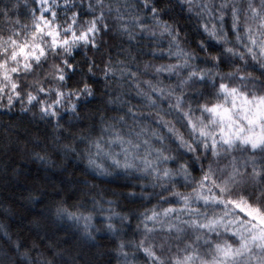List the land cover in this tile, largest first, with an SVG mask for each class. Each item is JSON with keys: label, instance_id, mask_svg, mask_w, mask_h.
Here are the masks:
<instances>
[{"label": "snow or ice", "instance_id": "1", "mask_svg": "<svg viewBox=\"0 0 264 264\" xmlns=\"http://www.w3.org/2000/svg\"><path fill=\"white\" fill-rule=\"evenodd\" d=\"M139 3L150 15H141L127 0H25L26 20L20 18L19 0L5 3L0 7V110L7 113L19 104L27 114L36 108L42 121L55 120L60 129L68 112L73 120L89 119L80 110L96 99L92 84L103 80L104 96L112 97L105 103L124 114L110 116L100 109L91 117L93 131L79 137L85 146L81 158L99 176L124 177L126 187L160 188V204L170 205L133 214L142 238L119 244L124 264L135 259V252L125 251L130 247L146 264H264V0L258 5L257 0ZM174 8L195 19L205 37L197 43L199 52L182 45ZM114 31L129 43L138 37L156 40L158 50L145 55L178 63L148 62L141 69L139 52L134 56L129 49L126 60L115 64L106 53L97 69L88 53H100L109 44L104 37ZM161 38H168L167 53L160 48ZM78 54L84 55L87 73L78 67ZM161 77L175 83L165 85ZM110 80L123 82L134 95H117ZM65 151L75 154L76 149L66 146ZM35 158L47 162L39 153ZM141 180L149 183H132ZM96 203L93 198V211ZM53 212L57 222L82 228L85 245H95L101 232L119 235L131 220L114 213L97 227L91 213L70 211L63 201ZM23 247L16 243L12 251L24 264H51ZM5 260L19 264L9 254L0 264Z\"/></svg>", "mask_w": 264, "mask_h": 264}, {"label": "trees", "instance_id": "2", "mask_svg": "<svg viewBox=\"0 0 264 264\" xmlns=\"http://www.w3.org/2000/svg\"><path fill=\"white\" fill-rule=\"evenodd\" d=\"M16 2L17 0H2L0 7L5 3ZM24 2L25 0H19L22 20H26L27 13V9L23 7ZM127 2L138 7L141 15H150L144 12L139 0H127ZM119 3L123 4L125 0H119ZM172 15L182 25V45L185 49L199 52L197 43L205 37L198 33L195 19L189 20L187 13H181L179 8H174ZM165 19L167 20L168 17ZM104 39L109 42L108 46L100 53H88L89 57L97 61V69L104 66L101 58L107 59L106 53L111 55L115 64L117 60H126L129 49L134 56L139 52L137 63L141 69L148 62L154 65L178 63L167 57L161 59L145 55L149 51L158 50L156 40L149 41L146 37L144 39L138 37L137 41L129 43L127 37L118 35L115 31L111 37L105 36ZM168 46V38H161L160 48L165 53L168 51ZM199 54L204 55V53ZM76 61L79 62L78 67L87 73L88 66L83 62L84 55L78 54ZM201 67L204 65L201 64ZM97 69H94L96 77H102L103 74ZM254 74L259 75V73ZM76 78L79 79V76ZM142 79H151V77L142 76ZM161 79L165 85L175 83V80L164 77ZM107 83L110 88L117 89V95L124 91L129 92L130 96L134 95V91L119 80L115 82L110 80ZM92 86L97 89L96 99L80 110L81 117L87 114L89 119L83 122L73 120L71 113L68 112L60 121V129L56 128L55 120L42 121L36 108L27 114L20 111L19 104L7 113L0 110V259L9 254L14 260H18L19 264H24L23 260L17 258L16 253L12 251V245L20 243L24 246L22 251L29 252L33 257L39 256L41 261L46 260L51 264H86V262L124 264L119 255V244L121 242L135 244L142 238L140 221L132 218L133 214L139 216L160 204L161 189L149 188L147 192H143L139 187H126L128 180L124 177L114 174L99 176L88 168L87 160L81 158V150L85 146L79 143V137L93 131L91 117L100 109H105L110 116L124 114L122 111H112L114 106L105 103L112 97L104 96L103 80H97ZM74 102V100L70 101L69 104ZM130 103L142 107L136 99H131ZM32 113H36L35 118H32ZM166 119L173 118L169 116ZM66 146L75 148V154L70 151L66 153ZM37 153L47 157V162L36 159ZM109 171L115 172L114 169ZM132 183L143 185L149 181H132ZM178 190L190 191L182 187ZM131 192H136L137 196H129ZM169 195L170 193H164V196ZM149 196H151L150 200ZM30 197H39V199H30ZM93 198L97 201L96 211H93ZM61 201L70 211H83L85 215L91 213L96 217L97 227H103L101 224L103 218L114 213L130 217V224L125 223L119 235L101 232L95 245H85L81 242V227L69 221H56L53 208ZM107 201L112 203L109 204ZM81 204L84 205L83 208H79ZM169 206L160 204L161 208ZM101 208L103 211H100ZM113 222L119 226L117 219ZM33 246L39 251H33ZM125 251L136 253L135 259L130 257L129 264H146L143 256L135 248L130 247ZM81 257L82 259H78ZM4 264L10 262L5 260Z\"/></svg>", "mask_w": 264, "mask_h": 264}]
</instances>
